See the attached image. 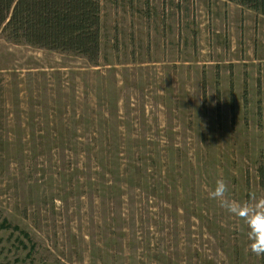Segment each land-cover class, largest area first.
Returning <instances> with one entry per match:
<instances>
[{"label":"rangeland","instance_id":"obj_1","mask_svg":"<svg viewBox=\"0 0 264 264\" xmlns=\"http://www.w3.org/2000/svg\"><path fill=\"white\" fill-rule=\"evenodd\" d=\"M220 178L264 198V15L100 0L96 63L0 30V221L34 243L0 228V264H264Z\"/></svg>","mask_w":264,"mask_h":264},{"label":"trees","instance_id":"obj_2","mask_svg":"<svg viewBox=\"0 0 264 264\" xmlns=\"http://www.w3.org/2000/svg\"><path fill=\"white\" fill-rule=\"evenodd\" d=\"M264 15V0H230ZM0 30L11 41L71 52L96 63L100 50V0H0ZM34 247L28 233L5 218ZM17 240L23 242L17 237ZM23 246H25L23 244Z\"/></svg>","mask_w":264,"mask_h":264},{"label":"clouds","instance_id":"obj_3","mask_svg":"<svg viewBox=\"0 0 264 264\" xmlns=\"http://www.w3.org/2000/svg\"><path fill=\"white\" fill-rule=\"evenodd\" d=\"M228 185L223 178L217 179L209 197L218 202L220 208L240 220L247 229L249 250L258 257L264 256V198L250 195L247 202H239L228 195Z\"/></svg>","mask_w":264,"mask_h":264}]
</instances>
